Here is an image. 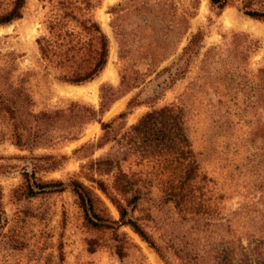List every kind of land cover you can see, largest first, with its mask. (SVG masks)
Listing matches in <instances>:
<instances>
[{
    "label": "rangeland",
    "instance_id": "obj_1",
    "mask_svg": "<svg viewBox=\"0 0 264 264\" xmlns=\"http://www.w3.org/2000/svg\"><path fill=\"white\" fill-rule=\"evenodd\" d=\"M9 1L0 0V11ZM57 1L94 6L107 38L103 69L83 84L59 82L36 63L34 40ZM227 1L217 9L208 0H25L22 16L0 25V53H14L15 74L33 71L29 111L47 116L30 148L14 146L0 123V264H154L148 250L161 264H264V21L241 11L264 10V0ZM195 33L200 40L181 56ZM162 105L182 114L203 212L167 201L162 159L126 136ZM87 107L101 112L79 129ZM100 158L131 175L139 198L128 215L157 251L110 222L118 213L93 180L109 186L116 169L99 174ZM72 179L96 195L95 211L104 207L112 227L89 222L95 218L78 206ZM56 181L61 186L24 194L27 184Z\"/></svg>",
    "mask_w": 264,
    "mask_h": 264
},
{
    "label": "trees",
    "instance_id": "obj_2",
    "mask_svg": "<svg viewBox=\"0 0 264 264\" xmlns=\"http://www.w3.org/2000/svg\"><path fill=\"white\" fill-rule=\"evenodd\" d=\"M208 3L210 6L222 9L228 1L208 0ZM24 5L25 0H10L8 6L0 11V25L19 19ZM93 8L94 6L89 4L67 1H57L51 5L50 13L44 20L43 32L34 40L38 54L36 63L42 68L43 74L49 71L59 82L78 85L92 80L100 73L107 60L108 42L93 18L91 13ZM241 11L252 19L264 21V10L243 6ZM199 40L198 33L193 34L182 48L181 56L190 52L192 46ZM13 56L12 51L0 53V123L8 125L7 138L14 146L30 148L42 138L40 124L47 116L45 117L42 112L29 111L32 99L25 83L33 71L15 74L16 65ZM100 112L101 107L97 111L88 107L83 108L78 118L79 129ZM125 113H118L117 117ZM99 122L101 130L109 127V122ZM0 133L2 139V132ZM74 135L75 133L70 137ZM126 136L132 143L137 141L144 154L154 159L157 157L162 159L160 169L164 170L167 176L164 183L167 201L174 202L183 210L192 208L198 212L205 210L206 200L195 196V192H200L202 189L196 184L202 180V177H199L196 183L192 181L198 174L179 108L162 105L144 112L134 124L128 126ZM93 164L99 174L116 169L109 186L100 179L93 180L97 189L112 203L118 213V219L110 222L129 227L142 241L156 250L143 228L128 215V205L139 198L137 196L139 189L133 187L131 175L121 171L117 163L109 158L96 159ZM32 171L30 174L33 173ZM22 175L27 177V171H23ZM52 185L61 186V182H32L25 186L24 194L33 196L44 192L46 187ZM68 186L82 211L95 218V220L89 219L92 225L112 227L102 214L104 207L98 209L100 212L96 213L93 203L98 201V198L87 186L74 179L68 182ZM130 192L133 193L132 196L122 204L118 196L123 197Z\"/></svg>",
    "mask_w": 264,
    "mask_h": 264
},
{
    "label": "bare ground",
    "instance_id": "obj_3",
    "mask_svg": "<svg viewBox=\"0 0 264 264\" xmlns=\"http://www.w3.org/2000/svg\"><path fill=\"white\" fill-rule=\"evenodd\" d=\"M3 30H4V28H3V27H0V33H1ZM64 91H66V90H64ZM71 92H72V91H71ZM73 93H79V91H78V92H73ZM148 252H149V254H150V258H151V260H152V262H153L154 264H161V263L158 261L157 257H156L154 254H152L150 250H148Z\"/></svg>",
    "mask_w": 264,
    "mask_h": 264
}]
</instances>
